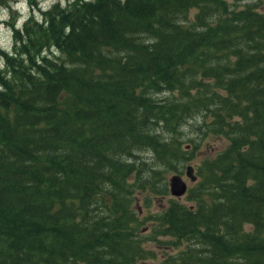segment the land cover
Masks as SVG:
<instances>
[{
    "label": "trees",
    "instance_id": "trees-1",
    "mask_svg": "<svg viewBox=\"0 0 264 264\" xmlns=\"http://www.w3.org/2000/svg\"><path fill=\"white\" fill-rule=\"evenodd\" d=\"M39 10L10 21L12 46L0 49V264H143L146 240L175 245L168 264H264V9ZM193 119L199 140L182 139ZM201 137L211 153L196 164L192 203L170 197L143 224L134 187L169 191Z\"/></svg>",
    "mask_w": 264,
    "mask_h": 264
},
{
    "label": "rangeland",
    "instance_id": "rangeland-1",
    "mask_svg": "<svg viewBox=\"0 0 264 264\" xmlns=\"http://www.w3.org/2000/svg\"><path fill=\"white\" fill-rule=\"evenodd\" d=\"M57 0H36V4L31 6V3L29 0H5V2L0 1V49H10L12 46L13 38H12V27L9 24L10 21L14 20V26L21 25L22 22L27 18V16L30 13H33L36 17H40V10L44 9L51 5L53 2ZM62 3H65L66 0H60ZM238 2V4H242L245 1H254L257 2V5L260 7V9H264V0H235ZM9 3V4H8ZM33 11V12H32ZM54 54H60L57 50H54ZM3 67V61L0 57V69ZM199 121L196 119L190 120L189 124H184V133L182 135V139L186 138L187 136L197 137V140H199L198 132L195 130V125H197ZM214 134H211L209 137L210 141L207 143L212 144V147H210V150L213 148H219L220 142L219 139H216L214 137ZM215 138V139H214ZM204 141L199 142V148H195L192 151V156L190 159L183 160V166L180 168V170L171 171L168 173L167 178L170 174L174 172H180L182 176L187 180L189 184V189L186 194H183L181 197H178L177 199L186 204H191L192 200L188 198V193L190 191L191 187L195 186V182L197 181H190L189 178H187L184 174L185 170V164L187 163H193V165L196 168L197 162L204 156V154L211 153L207 150V148L203 145ZM183 145V144H182ZM141 156L146 157L148 160V155L150 153L148 151H140L139 152ZM152 160L150 159L149 162ZM199 164V163H198ZM182 165V164H181ZM160 185L158 186L159 189ZM136 189V190H135ZM135 190V191H134ZM134 204L133 207H135L139 214L141 216H144V223L143 224H152V218L151 216L156 215L167 203L170 197H173L169 191H166V193H162V195L154 194L151 198H149L148 195L145 196L137 187H134ZM145 246H148L153 250L154 256L148 257L144 260L143 264H168V254H171L174 252L176 248L175 245L173 246L170 243H162L160 246L157 245L155 240H146L144 242Z\"/></svg>",
    "mask_w": 264,
    "mask_h": 264
},
{
    "label": "water",
    "instance_id": "water-1",
    "mask_svg": "<svg viewBox=\"0 0 264 264\" xmlns=\"http://www.w3.org/2000/svg\"><path fill=\"white\" fill-rule=\"evenodd\" d=\"M184 173L190 181H195L197 179V173L192 163L185 164ZM168 186L172 196L180 197L187 190L188 183L180 172H174L168 177Z\"/></svg>",
    "mask_w": 264,
    "mask_h": 264
}]
</instances>
